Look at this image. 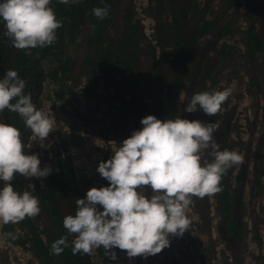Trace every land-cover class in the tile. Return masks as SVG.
<instances>
[{"label":"clouds","instance_id":"clouds-1","mask_svg":"<svg viewBox=\"0 0 264 264\" xmlns=\"http://www.w3.org/2000/svg\"><path fill=\"white\" fill-rule=\"evenodd\" d=\"M68 4L70 0H58ZM75 3L78 0H71ZM51 0H0V20L4 35L19 50L44 48L57 40L62 21L57 19ZM91 14L98 21L109 15V6L94 7ZM93 30L95 25H91ZM25 81L17 71L7 69L0 79V112L18 113L25 127L41 141L52 132L55 120L44 110H38L31 94H25ZM231 94V88L204 90L184 94L185 112L197 110L216 116ZM12 101H15L14 103ZM142 128L112 152L110 159L98 163L97 172L108 181L107 187H92L84 198L75 200V215L63 218V227L73 239L61 236L51 244L54 255H60L71 245L73 254L91 255L103 248L111 260L118 248L131 259L147 258L170 246V237H182L190 219L187 215L192 197L210 196L220 189L227 171L244 163V156L235 150L221 149L215 138L221 122L198 119H157L147 115L140 120ZM115 144V142H112ZM20 130L0 122V221L19 223L26 217H36L40 200L32 191L14 190L16 174L26 179L46 178L52 168L40 167L37 154L24 151ZM206 151L210 160L201 161ZM151 189L146 195L145 187ZM34 189L32 184L29 185ZM102 208V210H100ZM5 238L15 239L13 233ZM0 242H3L0 240Z\"/></svg>","mask_w":264,"mask_h":264},{"label":"rangeland","instance_id":"rangeland-1","mask_svg":"<svg viewBox=\"0 0 264 264\" xmlns=\"http://www.w3.org/2000/svg\"><path fill=\"white\" fill-rule=\"evenodd\" d=\"M204 1L193 0V5L188 8L189 13L185 15L184 19L187 25H193ZM133 2L135 4L130 15L132 19L140 22L142 29L139 31H143L144 36L139 40L140 49L122 52L119 58L129 59L130 55L135 53L131 58L146 63L150 62V56H152L155 58L152 62L158 68H161L157 62L160 57L166 64H171L172 35L170 26H167L170 25L171 13L169 10L157 13L158 7L162 6L161 10L166 9L168 0H134ZM260 2H264V0H213L205 13L213 27L207 36L202 37L191 62V68L195 67L197 70L203 68L205 64L210 65L213 61H216L218 67H222L223 70L217 74L219 84L223 85L224 88H231V94L226 99L222 111L229 110L233 115V121L230 120V122L236 123L232 127L233 131L227 141V150H235L238 153L241 152L240 154L244 150L246 141L250 139V146L253 147L263 131L261 118L264 109L262 111L261 107L264 105V57L259 56L256 64L249 66L247 60L240 56L243 51L241 37H243L242 34L248 26L254 25L257 31L264 36V5L261 6ZM126 4V0H121L120 5L115 10V12L119 10L118 13L111 15L110 25H115L114 29L116 28L120 34L128 29L124 30L125 26L121 23L123 13L121 9ZM97 22L100 21L97 20ZM235 29L237 30L235 31ZM86 30L87 28L84 27L82 32L85 33ZM130 33L131 35L137 33L135 37L138 36V32H134L132 29ZM132 37L134 36L132 35ZM123 39L124 37L121 35L118 39L117 37L112 38L110 43L107 42V47L118 55L117 46ZM160 41H162L161 44H159ZM224 44L226 46L220 55V52L217 53L215 48ZM105 45L106 43H103V46ZM80 47H83L77 53L80 63L74 67L77 79L76 86L72 87L74 84L72 79L66 81L67 86H69L67 89L68 104H61L52 108L50 100L52 97H47L45 99L47 101L44 100L45 105L51 107L44 108L46 109L45 112L55 120L53 130L48 138L43 141L33 135L28 147L30 154L38 155L41 161L40 167L43 168L48 165V161L43 155L46 151V144L64 140L65 143L62 147L68 146L69 151L73 153L78 164V174L82 181L88 184L87 189L89 190L92 187H104L105 179L96 170L98 163L110 159L112 152L124 139L131 135L132 131L142 128V125L134 127V120L140 123L144 112L148 115H154L156 118L158 116L154 110L156 98L153 93L150 96L144 94V98H142L143 90L138 86L134 77V75L141 73V68L132 70L131 78H134L137 89L130 87L124 90L112 88L107 85L109 81L103 77L100 71H95L96 77L87 81L83 73L89 69L85 65L82 67V63L87 59L85 57L86 47L84 45ZM215 71L216 69L210 66L206 71L203 70L199 73V77L204 74L202 83H209L206 79H209L213 74L215 75ZM250 74L255 75L261 83L251 93L248 92ZM157 76L156 73L155 77ZM197 92L200 91L197 90L195 93ZM46 95L44 94L43 98ZM48 95L50 96V94ZM107 95L106 100L104 97ZM127 104L132 105V108L136 107V115L132 119L125 116V112L128 111ZM146 104H148L147 107ZM74 106L82 111V114H76ZM85 107L92 109L88 117L86 116L88 113H85ZM181 108L183 111L184 106ZM198 113L202 116V122H213L221 119L219 115L206 117L207 115L202 110ZM72 122L79 128L72 129ZM223 125L222 122L220 129L214 134L216 140ZM205 160H210L206 151L201 153V161ZM248 166L246 174L251 176L252 163H248ZM238 167L240 165L230 168V179L234 177ZM27 180L29 185L34 186L42 179L33 177ZM246 188L245 186L242 199L247 198H244L247 194ZM29 191H32L33 194L34 189L29 187ZM144 192L146 195H151V189L147 186L144 188ZM215 195L216 193L210 196L206 195L203 198H192L193 203L187 212L190 219L187 231L182 237H170V246L164 248L160 253L147 258L141 257L138 262L137 257L129 259L123 250L115 248L113 251H115L117 259L113 261L109 255L105 254L104 249L100 248V250H93L94 262L96 264H264V178L257 194L256 219L253 220L250 216L251 206L249 207L247 201L242 202L241 206L238 207L239 219L244 222L246 227L244 237L239 242L228 241L223 234ZM42 217L41 223L46 222L45 216ZM2 225L3 222L0 221V228ZM253 229H256L257 233L254 234ZM0 240L3 241L0 242V264H41L28 251L10 245L1 234ZM6 255L11 256V258L5 260Z\"/></svg>","mask_w":264,"mask_h":264},{"label":"trees","instance_id":"trees-1","mask_svg":"<svg viewBox=\"0 0 264 264\" xmlns=\"http://www.w3.org/2000/svg\"><path fill=\"white\" fill-rule=\"evenodd\" d=\"M126 1V6L121 9L123 11L121 23L125 26L124 30L128 29L123 34H120L116 28L114 29L115 25H110V23L112 20L111 15L119 11L115 12L121 0H78L75 3L70 0L68 4L59 3L58 0H51L50 6L54 8L57 19L62 21V27L57 30L56 42L44 48L16 49L9 38L4 35V25L2 20H0V79L3 78L7 69L17 71L20 78L25 81L24 93L31 94L32 101L38 110L45 111L46 109L44 108H51L49 105H45L44 100L47 97H52L50 98L52 108L61 104L66 105L69 102L67 97L69 86H67L66 81L72 79L74 81L72 87L76 86L77 79L74 67L80 63L77 53L80 52V49H83L80 46L84 45L87 59L82 63V67L85 65L89 70L82 73L87 81L96 77L95 71H100L103 77L108 79L109 83L107 85L112 88L124 90L130 87L137 89L135 83L138 82V86L143 90L142 98H144V94L150 96L152 93L156 98L154 110L158 116L157 119L165 120L180 117L189 120H201L202 116L198 113L201 110L188 113L184 110L182 111L181 107L184 106L185 108L187 105V100L184 98L185 93L190 97L197 90L222 91L225 89L223 85L219 84V78H217V74L223 69L217 66L216 61L211 62L208 66L205 64L200 70L195 69V67L191 68L195 49L200 45L202 37L207 36L213 27L205 15L213 0L204 1L193 25H187L184 22L185 15L189 13L188 8L193 5V0H168L166 9L161 10L162 6L158 7L157 13L166 12L167 10L171 13L170 25H167L170 26L172 35L171 64H166L163 58L160 57L157 62H159L161 68L154 66L155 63L152 61L155 58H152V56H150L149 63L131 58L135 53H132L129 59L119 58L122 52H132L135 49H140L139 40L144 36V32L139 31L142 29L140 22L134 18L132 19L130 15L135 4L134 0ZM105 4L109 6V15L104 20L97 22L95 16L91 14V9L103 7ZM259 4L262 6L264 2ZM155 15H157L156 12ZM93 24L95 25L94 30L91 27ZM84 27L87 28L85 33L82 32ZM131 29L134 32H138V36L135 37L137 33H133L134 37H132ZM120 35L124 39L118 43L119 54L116 55L107 47V42L110 43L112 38L117 37L118 39ZM242 35L243 51L240 56L247 60L249 66H254L259 56L264 57V36L257 31L254 25L248 26ZM103 43H106V45L103 46ZM161 43L162 41L159 42V44ZM128 44L129 46H127ZM225 46L226 44L219 45L218 48H215L216 52H220L221 55ZM143 64L144 66H142ZM210 66L216 69V74L206 79L209 83H202L204 74L199 77V73L203 70L206 71ZM138 68H141V73L134 75L135 82L134 78H131L132 70ZM156 73L158 74L157 77H155ZM188 75L190 76L188 77ZM206 75L208 76V74ZM260 84L258 78L250 74L248 92L255 91ZM184 86L186 89H184ZM44 94H47L45 98H43ZM107 97L108 95L104 99ZM109 98L112 99L113 97ZM12 102L14 103L15 101ZM224 104L225 102L217 114L221 116L219 121L221 120V123L223 122L224 124L220 133L222 137L218 139L223 150L227 149V139L230 134V129L226 127L225 120L230 121L233 119V115L229 110L226 113L222 111ZM85 109L88 117L92 109L90 107H85ZM127 109L128 111L125 112L126 118H134L136 107L132 108V105L127 104ZM74 110L76 114H82V111L75 106ZM147 115L146 112L143 113V117ZM0 122L11 124L20 130L21 138L25 144L24 151L30 154L28 144L33 134L30 129L25 127L19 114L5 109L0 112ZM134 122V127L141 125L135 120ZM74 128L78 129L79 126L72 122V129ZM263 140L264 132L260 141L253 145L256 150H254V178L253 189L252 191L250 190L249 195V200L253 203L257 198L258 190L264 177V164L261 163V142ZM64 143V140L47 143L46 151L43 153L48 161V166L52 168V172L46 178H42L40 182L34 184L33 192V195L40 200V213L42 214L39 213L33 218L26 217L19 223L3 224L0 228V234L10 245L28 251L41 264H96L92 254H73L71 245L65 248L60 255H54L51 250V244L61 236H67L69 242L73 239L63 227V218L69 214L75 215V200L84 198L88 190V184L84 183L78 174V164L73 153L69 151L68 146L62 147ZM250 144L251 140L248 139L245 146ZM245 146L244 150L247 147ZM237 180L239 181L238 183L241 182L240 174ZM228 182V174H225L219 185L221 190L216 193L215 198L217 210L222 216L221 229L223 234L227 236L228 240L237 242L240 240L243 231V226L236 211V201L241 202L240 191L238 187L233 189ZM2 184L3 182L0 181V187H2ZM12 184L14 190L18 192L29 190V181L19 174L15 175ZM107 186L108 181L105 180L104 187ZM192 198L196 199L195 196ZM251 212L254 216L255 210L252 209ZM42 216H45L46 222L41 223L40 219ZM6 233H13L15 239L5 238ZM140 258L139 256L137 257L138 262Z\"/></svg>","mask_w":264,"mask_h":264},{"label":"flooded vegetation","instance_id":"flooded-vegetation-1","mask_svg":"<svg viewBox=\"0 0 264 264\" xmlns=\"http://www.w3.org/2000/svg\"><path fill=\"white\" fill-rule=\"evenodd\" d=\"M261 108H262V111H263L264 105ZM224 112L226 113V111H224ZM228 117H230V116L228 115ZM261 119H262V123H263V125H262L263 126V131H262V133H261V135H260V137H259V139H258L257 142L260 141L261 136H262V134L264 132V112H262V118ZM225 123H226V127H228L230 129V133H231L233 131V128L232 127H234L236 123L235 122L231 123L230 121H227V120H225ZM223 127H224V125H223ZM229 136H230V134H229ZM221 137H222V134H220L219 137L217 138V142L218 143H220V141L218 139L221 138ZM228 139H227V141H228ZM220 145H221V143H220ZM246 146H245L246 147L245 148L246 150H242V155L244 156V163L242 165H240V167H238V170L236 171V173L234 174V177L232 179H230V174H229L230 169L227 171L226 174H228V178H229V182L228 183L229 184H233L231 187L233 189L236 188V187H238L239 188V191H240V200H241V202H239L238 200L236 201V207H237L236 211H237L238 218H239L238 207L241 206L242 202L247 201L249 207L251 206L250 216L254 220V219H256V211H255V215L254 216H253V214H252L251 211H252V209L255 210V205H256V202H257V198L258 197L255 199V202L253 203V202H250L249 195H250V190L252 191V189H253L252 187H253V178H254L253 177V174H254V168L253 167H254V162H255V159H254V150H255V148L254 147H251L250 145H246ZM261 148H262V150H261V152H262L261 163L264 164V158H263L264 157V154H263L264 140H263V142H261ZM221 149L223 150V147ZM250 162L252 163L251 176H247L246 173H247V169L249 167L248 166V163H250ZM239 174H240V179H241V182L240 183H238L239 181L237 180ZM248 179H249V181H248ZM249 183H250V185H249ZM245 186L247 187L246 188L247 190L245 191V192H247V194H246V196H244V198H246V197L247 198L246 199H242ZM216 207H217V202H216ZM220 217H221V221H222L221 214H220ZM240 223L243 226V231H242V236H241V238H240L239 241H241L243 239L244 233H245V229H246L244 222L243 221L242 222L240 221ZM253 233L254 234L257 233L256 232V229H253ZM225 237H226V239H228L227 236H225ZM239 241H237V242H239Z\"/></svg>","mask_w":264,"mask_h":264},{"label":"crops","instance_id":"crops-1","mask_svg":"<svg viewBox=\"0 0 264 264\" xmlns=\"http://www.w3.org/2000/svg\"><path fill=\"white\" fill-rule=\"evenodd\" d=\"M2 222V221H1ZM7 256V257H6ZM5 256V260H9L11 256L8 257V255ZM1 261V260H0ZM2 263V262H1Z\"/></svg>","mask_w":264,"mask_h":264}]
</instances>
